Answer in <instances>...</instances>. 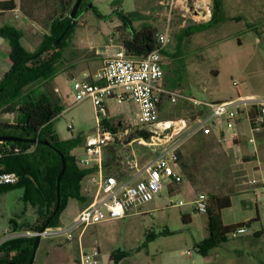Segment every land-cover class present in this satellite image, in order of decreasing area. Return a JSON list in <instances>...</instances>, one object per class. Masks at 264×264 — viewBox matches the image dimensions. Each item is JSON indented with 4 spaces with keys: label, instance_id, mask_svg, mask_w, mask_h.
<instances>
[{
    "label": "rangeland",
    "instance_id": "374dc122",
    "mask_svg": "<svg viewBox=\"0 0 264 264\" xmlns=\"http://www.w3.org/2000/svg\"><path fill=\"white\" fill-rule=\"evenodd\" d=\"M54 1L39 2L37 8L40 7L38 12L40 21L37 22L22 10V0H16L19 9L17 13H22L30 26V30L26 28V34L21 38V43L27 49H37L43 34L49 30L46 28V21L48 16L55 12ZM170 4L171 0H92L78 19L79 25L75 28L70 46L60 60L55 62L52 71L39 81L24 87L25 91L50 93L63 105L65 109L51 122L50 128L60 140L74 137L79 143L82 142L73 152L80 167H85L82 159L87 156L83 141L87 135L97 131L101 120L112 121L123 118L134 127L144 124L139 120L135 105L132 103H119L114 98H108L106 102L108 113H105L97 112L90 98L78 102L74 90L75 78L68 76L61 69L73 61H78L83 65L82 67L92 66V63L100 65L103 57L95 55L98 48L118 50L120 42L116 29L122 24L119 16L121 11L127 13L136 28L145 22H150L159 30L166 26L171 15L174 32L167 49L174 52L175 33L180 31L183 17L179 11H173ZM26 8L28 11L32 9L30 5H26ZM225 8L226 14L232 19L190 35L185 41L180 56L171 57L162 54L164 78L161 84L196 97L198 100L210 102L231 97L238 98L239 95L246 96L252 92L264 95V0H226ZM14 12L15 10L0 9V25L5 23V20L11 21L8 18L12 17ZM191 19L200 20L199 22L207 21L204 18L188 15L187 23L192 22ZM76 75H78L76 78L81 77L80 72ZM167 98L169 99H165L161 104L160 119L184 118L187 126L183 130L145 139L151 143V147H155L153 152L148 150L149 145L145 143L133 142L124 147L122 141V143L116 142L115 145L120 151L118 154L124 157L125 163L129 162V164L135 157L143 164L166 150L176 148L184 156L189 169L185 172L181 166L177 167L184 179L179 183L180 185H177L182 190L172 192V196L176 200L183 199L186 204L170 205L166 186L161 195H157L154 200L144 204L140 209L146 212H132L123 218L109 219L88 226L83 235V244L86 248H100V264L102 262L107 264L115 252L125 254L120 259L122 264L146 263L148 259L166 264H175L178 260L183 263H193L197 258L206 259L198 245L209 236L206 227L208 212L195 211L193 195L195 190L207 194L233 192L232 168L223 151L221 134V127L223 124L226 126L227 120L225 117H217L216 124L210 123L203 128L202 124L196 127L198 118L194 119L192 114L201 109L198 107L201 105L195 107L182 98H178L177 101ZM206 113L209 115L211 111L207 110ZM1 119L5 122H13L14 115L3 113ZM126 126L123 124L121 129ZM132 148H139L142 152L136 150V155L132 154L126 158L131 154ZM88 191L93 197L95 187L91 182L89 185L85 184L84 192ZM23 196V188L0 189V241L17 235L11 233V218L22 220L24 217L36 216V209L29 202H25ZM243 199H248L249 205L243 204ZM232 200L233 205L222 211L226 222L243 221L251 213H256L257 197L254 191L232 194ZM78 207L82 208L81 204H78ZM189 215L192 217L191 221L184 219V216ZM247 231L250 232L249 229ZM45 237L47 236L41 240L37 261L34 264H41L39 258L44 249L49 251L56 242L60 241L57 238ZM237 241L239 238H232L227 248L235 246ZM62 243L60 252L66 259L59 263L49 260L46 264H76V258H79L78 241H69L64 237ZM149 250L157 255H148ZM217 252H222V247L210 250L209 257L212 258Z\"/></svg>",
    "mask_w": 264,
    "mask_h": 264
},
{
    "label": "trees",
    "instance_id": "16d2710c",
    "mask_svg": "<svg viewBox=\"0 0 264 264\" xmlns=\"http://www.w3.org/2000/svg\"><path fill=\"white\" fill-rule=\"evenodd\" d=\"M40 1L22 0L21 3L22 10L26 15L37 22L40 21L38 19L40 7L37 8ZM91 1H82L77 12L78 18L74 21L70 13L76 0H55V12L49 15L46 21V28L49 30L44 33L38 48L35 50H29L23 46L21 38L24 36V32L21 29L11 24H4L0 27V35L10 43L9 55L12 60L10 69L0 81V135H13L22 139L9 141L11 147L17 151L4 160V170L17 172L20 175V180L16 184L0 186V189L23 188V200L29 202L36 209L34 218L10 219L11 233L19 235L7 237L0 243V264H10L9 262H14V264L30 263L36 236L21 233L40 231L54 213L58 203L57 177L62 169V158L50 146L35 143L33 139L38 138L52 142L62 150L67 159V169L61 182L60 208L49 222L48 227L57 228L68 225L72 221L71 217H67L68 211L76 207V203L81 204L84 208L93 199L88 194L90 191L84 192L83 179L85 176L91 175L95 168L80 167L73 155L75 148L82 142L79 143L74 137L60 140L50 128L51 122L65 108L50 93L24 90L25 86L39 81L52 71L55 62L60 60L62 54L70 46L75 28L79 25L78 19ZM225 2L226 0H213V12L210 20L190 22L186 27L181 28L175 33L176 50L170 52L168 49H164L163 54L171 57L180 56L185 41L190 35L211 29L232 19L226 14ZM26 5L32 7L31 11L27 10ZM17 7L16 0H0V9L3 11H14ZM119 16L122 24L117 26L116 34L120 45L126 48L128 56L137 58L157 48L156 35L159 29L155 24L145 22L136 28L126 12L121 11ZM208 109L211 110L202 106L201 109L192 114L193 118L207 115ZM248 112L251 123L255 126L260 112L259 106H250ZM3 113H12L14 121H3L1 119ZM103 122L106 126L111 125L110 120ZM120 126L119 123L112 128L118 131ZM122 141L124 140L116 139L115 143H122ZM136 150L139 153L142 152L139 148ZM148 150L153 152L152 149ZM178 155L180 166L186 172L189 166L179 151ZM105 165L110 172L116 173L120 179L128 178L135 172V168L131 167L129 162L124 164L120 161V156L116 151L112 154H106ZM232 194H235L234 191L227 194L213 192L208 194L209 236L198 245L200 252L204 255L218 246L220 242H225L229 235L235 234L239 228L246 225L250 226L252 222L256 221L250 220L236 224L223 222L222 211L232 206ZM73 202L74 204H72ZM64 237V235L45 237L60 239L48 251V261L53 260L59 263L66 259L60 252ZM124 255L123 252H115L112 258L115 261H120ZM76 264H79V258H76Z\"/></svg>",
    "mask_w": 264,
    "mask_h": 264
},
{
    "label": "built area",
    "instance_id": "2783aa9c",
    "mask_svg": "<svg viewBox=\"0 0 264 264\" xmlns=\"http://www.w3.org/2000/svg\"><path fill=\"white\" fill-rule=\"evenodd\" d=\"M170 6L173 11H179L183 17L181 28L190 23H187L188 15L208 21L213 12V0H171ZM16 16H19V13ZM199 21L192 20V22ZM173 32L170 15L166 26L157 32V48L153 51L134 58L128 56L126 48L120 45L115 53L105 57L103 66L93 75L89 71H84L80 78H75L74 90L78 102L90 98L97 112L105 113H108L106 103L108 98H114L119 103H132L137 106L139 120L144 125L139 128L125 127L123 129L120 126L118 131H115L112 126L119 124L118 119L112 120L110 126H106L101 120L97 131L87 135L83 142L87 156L82 159V163L89 168H95L91 174V184L95 187L92 201L82 208L68 225L57 228L49 227L44 232L27 231L24 235L36 236L40 233L43 236L64 235L69 241H78L79 264H100L101 251L99 248H86L83 244V235L88 226L109 219L123 218L141 209L144 204L154 200L157 195H161L166 186L170 205H185L186 202L183 199L176 200L172 196L173 185L181 183L184 179L181 172L176 169L180 167V158L176 148L166 150L144 164L139 163L135 157L130 165L135 168V172L124 179L110 172L105 165L106 148L116 139L123 140L129 137L131 132L137 133L138 130L154 131V135L150 137L153 139L167 134V129H171L170 134L176 133L173 128L174 124L171 123L181 122L179 131L187 126L184 118L160 119L164 97H170L172 101L182 98L192 104L208 107L211 109V117H225L228 129H233L235 122L242 116L247 117L251 123L248 110L250 106L257 105L260 108L258 121L255 126L251 123V127L255 132H261L264 129L263 97L239 95L238 98L221 102L201 101L161 84L164 78L162 54L171 42ZM222 140H225V136ZM251 141H255V138L253 137ZM133 142L151 146V143L145 141L144 137L138 135L134 137L132 135L130 143ZM15 151L17 150L11 147L8 140H0V186L16 184L20 180L17 172L4 170L3 167L4 159L14 154ZM251 182L256 183L257 179L254 178ZM193 203L196 212H208L209 201L206 192H200ZM247 230V226H243L237 230L235 235H241Z\"/></svg>",
    "mask_w": 264,
    "mask_h": 264
},
{
    "label": "crops",
    "instance_id": "0c3cea01",
    "mask_svg": "<svg viewBox=\"0 0 264 264\" xmlns=\"http://www.w3.org/2000/svg\"><path fill=\"white\" fill-rule=\"evenodd\" d=\"M18 10L19 9L17 8L13 13L12 17L8 18L11 19V21L7 22L8 20H5L6 22L0 25V27L3 26L4 24H11L21 29L24 32V34H26L27 32L26 28L30 30L29 28L30 26L27 18L22 13L18 12L19 16H15V14L16 15L18 14L17 13ZM10 50H11V46L9 41L0 35V81L2 80L4 74L10 69L12 64V60L9 55ZM116 51L117 50L115 49L100 50L98 48L96 50L95 55L99 57H103L102 63L100 65L92 63V66L85 65L84 67H82L83 65L79 64L78 61H73L70 64H67L65 68L61 69V71L66 72L68 76H71L73 78H76V76H78L76 75L77 73L80 72L81 75L86 70L93 75L97 70H99L103 66L105 57L109 54L115 53ZM91 58L92 56L90 57V59ZM162 85L164 86L165 84ZM247 95H258L264 98V95H262V93L260 94L257 92H252ZM165 99H169V98L164 97L163 101H165ZM230 99H235V98L231 97L226 99H219V101L217 102L230 100ZM193 105L197 107V105L195 104ZM198 107L201 108L202 106H198ZM135 110L138 116L137 106H135ZM206 116L207 117L206 118L203 117V119L198 118L196 120L197 124L195 126L198 127L203 124L201 126L203 128L205 125H208L210 123L216 124L215 118L217 117H211V113L209 115L207 114ZM118 120L120 121L119 123L121 126L123 124H126L127 125L126 127L129 128L140 127L139 125L135 127L132 126L130 122L126 121L123 118H120ZM221 130H222L221 131L222 137L225 136V140H223V151L225 152L229 165L232 168V176H233L232 189L234 193L245 194V193H249L250 191H254L257 197L255 214L251 213V215L246 219H244L243 221L241 220L235 222L233 221L226 222L223 218V222L225 224H236L241 222H247L250 220H256V221L252 222V224L248 227L250 232L246 231L241 235L231 234L229 235L228 239L225 242L223 243L220 242L219 245L216 246L215 248L222 247V252H217L212 258L209 257L210 253H208L207 255L203 254L206 258L204 260L201 258H197L194 259L195 261L193 263H183L182 261L178 260L177 263L175 264H264V129L261 132H255L251 127V123L249 119L245 116H242L238 121L235 122L233 129H228L226 128L225 124H223ZM246 135H248V137H246ZM253 137L255 138V141H251ZM130 144L131 143H129V145ZM125 146L126 145H124V147ZM149 149L154 150L155 148L149 146ZM114 151L118 153L120 152L117 149L115 142H112L107 146L106 154L108 153L112 154L114 153ZM132 154L136 155V149L132 148L131 154L128 155L126 158H128ZM120 161L126 164L124 157L120 156ZM3 167H4V161H3ZM85 168H89V167L85 166ZM176 169L178 172H181L178 170V168ZM255 174H257L256 177H254ZM254 178L257 179L256 183L251 182V180ZM89 182H91V175L84 177L83 179L84 187L85 184L89 185ZM177 185L178 184H176L175 186L173 185V191L175 192L178 190H182ZM199 193H200L199 191L196 192L195 190L193 198L195 199ZM88 194L91 196L90 193ZM233 203L234 202L232 200V205ZM78 204L76 205V207L68 211L67 213L68 218L71 217V219L73 220V218L77 215L80 209L78 207ZM243 204L249 205V200L245 199L243 201ZM135 212L143 213L146 211L145 210L140 211L139 209ZM186 220L191 221L192 217L190 215L186 216ZM208 224H209V219L208 222L206 223L207 229H208ZM234 237L239 238V241L235 243V246L227 248L229 241ZM43 252L44 254L42 255ZM43 252L41 253L39 260H41L42 263L45 262L46 264L48 262V255H47L48 250L46 251V249H44ZM148 255L156 256L157 254H153L149 250ZM36 261H37V253L34 263H36ZM107 264H122V262L115 261V259L111 258ZM128 264H133V263L129 262ZM139 264H166V263L156 262L155 260L148 259V262L139 263Z\"/></svg>",
    "mask_w": 264,
    "mask_h": 264
},
{
    "label": "water",
    "instance_id": "95a60500",
    "mask_svg": "<svg viewBox=\"0 0 264 264\" xmlns=\"http://www.w3.org/2000/svg\"><path fill=\"white\" fill-rule=\"evenodd\" d=\"M83 0H76L73 8H72V11L70 13V16L73 18V20L75 21L76 19V16H77V12L80 8V5L82 3ZM166 132L170 133L171 132V129H167ZM137 134L138 136H141V137H144L145 139H148L150 137H152L154 135V131H148V130H138L137 131ZM0 140H8V141H18V140H22L21 138L19 137H16V136H13V135H0ZM33 141L35 143H42V144H45V145H48L50 146L51 148H53L62 158V169L61 171L59 172L58 174V177H57V191H58V203H57V206H56V209L54 211V213L48 218V220L46 221V223L43 225L42 229L40 230V232H44L48 227V224L49 222L51 221V219L53 218V216L57 213V211L59 210L60 208V199H61V182H62V177L63 175L65 174V171L67 169V159H66V156L65 154L62 152L61 149H59L56 145H54L52 142H49V141H44V140H41V139H33ZM132 141V137L129 136L127 138V140H125V144H129L130 142ZM42 233L36 235V238H35V243H34V247H33V251H32V256H31V260H30V263L29 264H33L34 263V260H35V257H36V253H37V250L41 244V240H42ZM10 264H14V262H9Z\"/></svg>",
    "mask_w": 264,
    "mask_h": 264
},
{
    "label": "bare ground",
    "instance_id": "6f19581e",
    "mask_svg": "<svg viewBox=\"0 0 264 264\" xmlns=\"http://www.w3.org/2000/svg\"><path fill=\"white\" fill-rule=\"evenodd\" d=\"M171 124H174L173 128L175 129V132L177 133L179 131L181 122H178V123L174 122V123H171Z\"/></svg>",
    "mask_w": 264,
    "mask_h": 264
},
{
    "label": "flooded vegetation",
    "instance_id": "af4514ba",
    "mask_svg": "<svg viewBox=\"0 0 264 264\" xmlns=\"http://www.w3.org/2000/svg\"><path fill=\"white\" fill-rule=\"evenodd\" d=\"M132 135H137L135 132H131L129 136L132 137Z\"/></svg>",
    "mask_w": 264,
    "mask_h": 264
}]
</instances>
